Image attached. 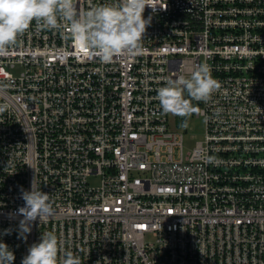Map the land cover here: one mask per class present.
Instances as JSON below:
<instances>
[{"label":"built area","instance_id":"2783aa9c","mask_svg":"<svg viewBox=\"0 0 264 264\" xmlns=\"http://www.w3.org/2000/svg\"><path fill=\"white\" fill-rule=\"evenodd\" d=\"M156 2L139 51L111 62L75 47L66 24L35 20L0 52V239L12 264L49 231L80 264H264V0ZM200 64L219 87L187 117L164 112V77ZM194 118L204 136L186 153ZM32 181L53 211L23 239L9 214Z\"/></svg>","mask_w":264,"mask_h":264},{"label":"clouds","instance_id":"9594fccd","mask_svg":"<svg viewBox=\"0 0 264 264\" xmlns=\"http://www.w3.org/2000/svg\"><path fill=\"white\" fill-rule=\"evenodd\" d=\"M78 0H0V52L13 44L17 35L35 20L41 28H57L66 24L72 44L98 58L111 62L116 56L139 51L146 25L159 3L156 0H100L87 8H78ZM152 12L144 16L145 7ZM219 87L205 64L197 66L188 76L164 77L156 90L164 112L187 117L192 112L191 99L207 100ZM186 123V120L184 121ZM24 201L10 216L19 215L18 232L26 239L33 221L51 215L53 209L47 192L34 186L20 193ZM5 228L4 233H9ZM14 253L0 239V264H12ZM21 264H80L77 256L64 247L58 236L41 233L38 241L28 246Z\"/></svg>","mask_w":264,"mask_h":264},{"label":"rangeland","instance_id":"374dc122","mask_svg":"<svg viewBox=\"0 0 264 264\" xmlns=\"http://www.w3.org/2000/svg\"><path fill=\"white\" fill-rule=\"evenodd\" d=\"M25 67L23 65H16L13 69L15 73H19ZM176 114H173L172 117H175ZM177 119H181L179 115H177ZM190 127L186 131L184 145L186 153L191 150L198 140H201L204 136V122L201 118H194L189 122Z\"/></svg>","mask_w":264,"mask_h":264},{"label":"snow or ice","instance_id":"6c2138e0","mask_svg":"<svg viewBox=\"0 0 264 264\" xmlns=\"http://www.w3.org/2000/svg\"><path fill=\"white\" fill-rule=\"evenodd\" d=\"M82 51H86V49H81Z\"/></svg>","mask_w":264,"mask_h":264}]
</instances>
